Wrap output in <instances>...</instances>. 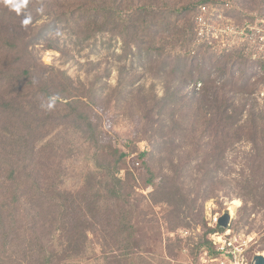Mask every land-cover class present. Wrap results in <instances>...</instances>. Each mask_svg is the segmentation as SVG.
Here are the masks:
<instances>
[{"label":"trees","instance_id":"trees-1","mask_svg":"<svg viewBox=\"0 0 264 264\" xmlns=\"http://www.w3.org/2000/svg\"><path fill=\"white\" fill-rule=\"evenodd\" d=\"M198 4L187 0H0V264H66L85 252L91 235L100 246V264H148L150 250L126 241L128 234L138 231L140 207L132 174L119 175L127 153L105 151L101 131L93 123L97 115L92 116L93 103L86 102L93 100L57 93L51 74L40 71L34 60L32 50L37 44L55 47L51 33L57 34L61 23L75 29V34L119 36L127 48L118 57L122 68L126 66L123 59L131 56V65L139 64L145 52L154 51L160 58L157 73L177 82L175 86L167 83L161 96L142 97L143 101H163L159 114L169 106L171 135L190 140L164 143L169 162L176 148L190 144L195 149L194 157L190 154L184 165L174 166V176H161L150 193L154 202H162L154 197L160 194L175 216L187 209L192 212L193 202H188L183 186L192 164L214 163L223 169L228 166V149L248 143L250 149L242 157L247 171L242 170L244 181L237 185L244 198H260L259 204H264V184H255L261 170L264 178V111L258 114L255 105L235 101L253 92L250 75L243 70L247 79L241 84L234 76L222 85L212 77L214 71L226 77L230 62H246L252 55L237 48L218 52L213 43L204 41L206 37L198 34ZM156 62L148 65L152 68ZM186 81L199 82L200 87L184 92ZM51 97L56 98L54 107L42 108L41 102ZM185 108L190 128L182 129L176 116L182 117ZM197 124L202 126L199 135ZM179 130L185 132L177 134ZM202 139L207 141L200 148ZM85 143L94 169L77 190L63 189L61 163L74 154L73 147L79 149ZM154 177L151 173V184ZM206 177L210 178L207 173ZM210 232L207 225L200 247L210 246Z\"/></svg>","mask_w":264,"mask_h":264},{"label":"rangeland","instance_id":"rangeland-1","mask_svg":"<svg viewBox=\"0 0 264 264\" xmlns=\"http://www.w3.org/2000/svg\"><path fill=\"white\" fill-rule=\"evenodd\" d=\"M202 1L204 0H187L200 5ZM205 1H208L207 5L213 14L208 22L204 41H210L209 45L213 43L212 47L218 52L237 48L245 49L252 55L246 62H230V71L226 77L220 78L218 71H214L212 77L218 79L219 85L233 76L237 79L236 83L241 84L247 79L243 73L246 69L250 75L249 84L254 90L250 94L237 96L235 101L255 105L259 114L264 111V66H261L264 50L259 41V32H264V0ZM200 5H197L195 13ZM57 27L59 35L51 33L56 42L55 47L37 44L32 50L34 60L40 71L51 74L50 77L58 87L57 93L67 97L85 95L93 100L86 102L93 103L92 116L97 114L93 123L101 131L104 150L127 153L126 161L119 166V175L125 177L128 172L132 174L136 193L140 195V207L136 212L138 231L131 236L128 234L126 241L150 250L148 264H197L203 249L200 244L207 231L205 206L213 202L215 211L229 213V209L232 210V229L252 238L249 254L263 253L264 204H259L263 200L244 198L237 185L238 182L244 181L241 172L243 169L247 171L244 168L247 165L242 157L250 149V145L244 143L231 146L227 151L228 166L225 165L223 169L217 168L214 163L200 167L198 163L201 162L193 163V169L184 178L183 186L188 195V202H193L194 209L189 212L186 206L184 208L187 210H184L180 217L175 216L170 208L164 205L160 194L154 197L162 202L156 203L150 193L160 183L162 175L174 176L175 165H184L190 154L194 157L195 149L190 144H184L180 149L174 150L172 162H169L168 154L163 152L164 143L175 138L177 144L190 140L183 136L180 138L171 135L173 123L169 106L159 114L163 101H143L142 97L151 98L155 94L161 96L167 83L175 86L177 82H170V77L157 73L160 58L154 51L148 54L145 52L146 56L140 58L139 64L131 65V56L123 59L122 63L126 66L122 68L118 57L124 56L127 48L119 36H111L106 32L75 34L76 30L64 23ZM165 56L168 60H173V56ZM217 57L220 64L225 65V61ZM152 60L158 62L151 68L148 64ZM253 72L256 74H251ZM199 87V82L195 84L186 81L183 91ZM65 88L67 90H64ZM183 102L187 105L190 101ZM188 114L189 110L185 108L182 117L176 116V121L182 125V129L190 128ZM184 132L179 130L177 134ZM196 132L197 135L202 132L201 124H197ZM206 141L200 140V148L205 147ZM68 143L71 148L69 140ZM69 145L66 143L65 147L69 149ZM73 148L72 157L65 156L60 166L63 181L61 185L67 190H77L81 187L87 173L94 169L89 145L85 143L82 148ZM172 149L169 147L168 151H173ZM143 152L147 153L144 158L140 156ZM151 173L155 176L153 184L149 181ZM206 173L210 178L206 177ZM262 175L263 170L255 176V184H264ZM66 264H100V246L96 239L91 235L85 252L70 259Z\"/></svg>","mask_w":264,"mask_h":264},{"label":"built area","instance_id":"built-area-1","mask_svg":"<svg viewBox=\"0 0 264 264\" xmlns=\"http://www.w3.org/2000/svg\"><path fill=\"white\" fill-rule=\"evenodd\" d=\"M212 14L207 4L199 7L197 14L199 36L206 37L208 22L212 18ZM259 41L264 50V32L262 34L259 32ZM213 208V202H209L205 206L207 225L211 229L208 236L210 246L202 249L197 264H255V255L249 254V244L252 238L233 230L231 222L226 228L220 226V217L228 211L218 212L213 210ZM229 214H232L230 209Z\"/></svg>","mask_w":264,"mask_h":264},{"label":"water","instance_id":"water-1","mask_svg":"<svg viewBox=\"0 0 264 264\" xmlns=\"http://www.w3.org/2000/svg\"><path fill=\"white\" fill-rule=\"evenodd\" d=\"M232 216L229 213L223 214L219 219L220 226L226 228L230 224ZM255 264H264V256L259 253L254 256Z\"/></svg>","mask_w":264,"mask_h":264},{"label":"clouds","instance_id":"clouds-1","mask_svg":"<svg viewBox=\"0 0 264 264\" xmlns=\"http://www.w3.org/2000/svg\"><path fill=\"white\" fill-rule=\"evenodd\" d=\"M57 34L59 35V33H57ZM55 102H56V98L55 97H51L47 101H42L41 102V107L42 108H46L48 110H51L54 107Z\"/></svg>","mask_w":264,"mask_h":264},{"label":"bare ground","instance_id":"bare-ground-1","mask_svg":"<svg viewBox=\"0 0 264 264\" xmlns=\"http://www.w3.org/2000/svg\"><path fill=\"white\" fill-rule=\"evenodd\" d=\"M262 254L264 255V252Z\"/></svg>","mask_w":264,"mask_h":264}]
</instances>
